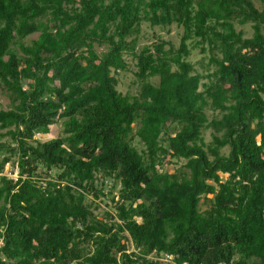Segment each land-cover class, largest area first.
I'll use <instances>...</instances> for the list:
<instances>
[{"label": "trees", "instance_id": "obj_1", "mask_svg": "<svg viewBox=\"0 0 264 264\" xmlns=\"http://www.w3.org/2000/svg\"><path fill=\"white\" fill-rule=\"evenodd\" d=\"M0 90V264H264V0H0Z\"/></svg>", "mask_w": 264, "mask_h": 264}, {"label": "rangeland", "instance_id": "obj_2", "mask_svg": "<svg viewBox=\"0 0 264 264\" xmlns=\"http://www.w3.org/2000/svg\"><path fill=\"white\" fill-rule=\"evenodd\" d=\"M238 29H242L245 33L246 36L251 35V27L249 24L245 26H237ZM181 28L177 27L175 24L170 25L169 27H149L147 24H142L140 27V33L138 35V41L137 45L141 46L143 44H149L153 42L156 39L155 35H158L162 39L168 40L171 42L173 45L177 46L179 44V39L181 35ZM38 33H33L30 34L26 37H23L21 41L24 44H28L31 40L35 39L37 37ZM105 49L104 46H98L96 47V50L98 52H101ZM18 50V49H17ZM19 52V50H18ZM208 56L207 54L202 55L198 52V50H194L190 56V60L195 63V67L198 71L205 73L204 68H205V62L207 60ZM127 61L129 62L130 65V72L126 73H120L118 76V86L117 89L122 93L126 94L129 93L131 95H134L137 93L138 85L137 82L135 81L134 75L132 71L135 69L134 67V62L131 60L130 57H126ZM203 60V61H202ZM201 61V62H199ZM153 81H156V79H153ZM9 106V98L7 94H5L3 91L0 90V109H7ZM60 126L59 124L56 125V127L51 128V131L47 135H35L36 139H39L40 141L49 139L59 133ZM6 138H3L2 140H5ZM204 139L205 141L210 140V132L205 131L204 132ZM1 140V141H2ZM1 158V156H0ZM182 164V161H169L167 164L166 168L168 170H172L175 167L179 166ZM16 169L11 170V167L9 164H6L3 168V173L8 175L9 177H15L16 176ZM111 185V181L106 180L105 181V186L103 188L104 193L106 194L105 201L109 202V196H108V187ZM118 187V186H117ZM114 194H116V190L114 191ZM104 198V197H103ZM91 200V198H89ZM92 204H91V210L93 213L98 216V217H103L105 211H110L111 208L109 207V204H105L101 199L97 198H92ZM201 206L204 208V206L201 204ZM131 249V245L129 247ZM165 260V259H164ZM167 261H169L167 259Z\"/></svg>", "mask_w": 264, "mask_h": 264}]
</instances>
